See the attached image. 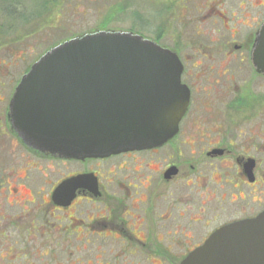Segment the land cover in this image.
Listing matches in <instances>:
<instances>
[{
	"label": "flooded vegetation",
	"instance_id": "1",
	"mask_svg": "<svg viewBox=\"0 0 264 264\" xmlns=\"http://www.w3.org/2000/svg\"><path fill=\"white\" fill-rule=\"evenodd\" d=\"M162 18L159 39L175 29L163 46L190 91L162 145L63 156L14 126L29 69L0 90V264H184L223 227L264 213V73L253 62L264 0H162Z\"/></svg>",
	"mask_w": 264,
	"mask_h": 264
},
{
	"label": "water",
	"instance_id": "2",
	"mask_svg": "<svg viewBox=\"0 0 264 264\" xmlns=\"http://www.w3.org/2000/svg\"><path fill=\"white\" fill-rule=\"evenodd\" d=\"M264 73V27L253 55ZM178 54L140 34L103 29L46 51L11 100L14 126L67 157L162 145L177 133L190 91ZM184 264H264V213L215 233Z\"/></svg>",
	"mask_w": 264,
	"mask_h": 264
},
{
	"label": "rangeland",
	"instance_id": "3",
	"mask_svg": "<svg viewBox=\"0 0 264 264\" xmlns=\"http://www.w3.org/2000/svg\"><path fill=\"white\" fill-rule=\"evenodd\" d=\"M104 25L160 41L162 0H0V90L10 91L52 46ZM168 32L160 43L173 47L175 29Z\"/></svg>",
	"mask_w": 264,
	"mask_h": 264
},
{
	"label": "trees",
	"instance_id": "4",
	"mask_svg": "<svg viewBox=\"0 0 264 264\" xmlns=\"http://www.w3.org/2000/svg\"><path fill=\"white\" fill-rule=\"evenodd\" d=\"M105 26V25H104Z\"/></svg>",
	"mask_w": 264,
	"mask_h": 264
}]
</instances>
